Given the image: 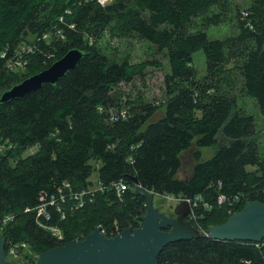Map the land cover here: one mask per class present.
<instances>
[{"label": "trees", "instance_id": "1", "mask_svg": "<svg viewBox=\"0 0 264 264\" xmlns=\"http://www.w3.org/2000/svg\"><path fill=\"white\" fill-rule=\"evenodd\" d=\"M226 1L110 0L102 6L99 0H0V51L57 26L65 35L42 42L27 72L0 84V97L70 50L85 53L58 84H45L0 105V141L16 146L0 153V219L14 216L0 230L6 251L12 244H26L40 256L84 240L98 226L108 236L117 226L121 231L140 228L147 201L135 194L134 178L154 195L203 196L212 205L199 218L207 234L232 216L229 204L216 203L220 193L241 199L233 214L250 201L264 203L256 121L239 106L241 97H251L264 115V0H250L247 11L236 10L235 35L210 40L203 30L188 31L199 17L203 26L223 23ZM214 7L218 10L210 15ZM62 16L65 23L60 24ZM107 32L147 41L167 58L170 72L161 118L153 120L157 105L142 101L129 110L127 119H114L123 108L116 88L143 77L151 62L131 64L108 56L101 46ZM200 50L207 62L203 78L193 64ZM193 144L198 150L191 175L180 179L182 154ZM217 144L216 155L201 161V149ZM36 146L37 152L26 154ZM95 171L103 188L94 191L83 208L71 211L75 202L67 199L60 205L65 218L54 207H49V219L38 214L42 198L59 196L61 190L68 195L65 184L77 192L91 188ZM119 181L129 187L123 199L112 186ZM54 228L64 240L49 231ZM36 261L29 257L22 264ZM158 264H264V247L194 238L168 245Z\"/></svg>", "mask_w": 264, "mask_h": 264}, {"label": "water", "instance_id": "2", "mask_svg": "<svg viewBox=\"0 0 264 264\" xmlns=\"http://www.w3.org/2000/svg\"><path fill=\"white\" fill-rule=\"evenodd\" d=\"M84 57L83 51L70 50L46 70L5 91L0 97V105L22 99L45 84H58ZM134 184L135 194L147 201L140 228L124 229L121 234L109 238L98 226L84 240H73L42 253L35 264H158L159 255L168 245L194 238L253 243L264 240V203L261 201L248 202L226 223L213 226L208 234H204L188 220L191 211L188 202L176 205L174 217H170L154 207V193L146 191L137 178H134ZM6 243V238L0 235V264H13L7 259Z\"/></svg>", "mask_w": 264, "mask_h": 264}, {"label": "rangeland", "instance_id": "3", "mask_svg": "<svg viewBox=\"0 0 264 264\" xmlns=\"http://www.w3.org/2000/svg\"><path fill=\"white\" fill-rule=\"evenodd\" d=\"M110 1V0H109ZM113 1V0H111ZM250 4V0H227L225 10H222L224 15V22L219 25L203 26V18L199 17L194 20L193 26L188 28L190 33L203 30L207 33L210 40L224 39L227 36H232L237 33L235 28V12L247 11ZM218 8H212V12H217ZM34 36H30L29 40ZM101 46L104 52L113 59L122 61L128 60L131 64H139L142 62H151L146 69L145 75L135 79L133 82L122 83L115 90L123 110H129L142 101L147 103H153L159 107L157 114L153 120L161 118L165 112V100L166 86L165 77L170 72L169 62L164 54L159 53L157 48L147 41H142L135 38L121 39L114 36L112 33L107 32L101 41ZM153 64H157L153 65ZM193 64L198 72L199 78H203L207 73L206 56L203 50L196 52L193 55ZM239 106L248 115H252L256 121V129L258 132L260 147L259 155L264 161V115L257 102L251 97H241L239 99ZM220 145H214L211 147L202 148L201 161H207L213 158ZM38 146L28 150L27 155L37 152ZM198 150L195 144L182 154V168L178 174L180 179H188L191 175L193 166L195 164L194 154ZM248 169H253L249 167ZM93 182V188L98 186V172L95 171L90 179ZM154 207L167 214L168 216H174V209L176 204L168 200L165 196H154ZM21 257L13 260L12 257H8V260L13 264L27 263L29 257L38 260L39 255H36L32 249L27 245L22 252Z\"/></svg>", "mask_w": 264, "mask_h": 264}, {"label": "built area", "instance_id": "4", "mask_svg": "<svg viewBox=\"0 0 264 264\" xmlns=\"http://www.w3.org/2000/svg\"><path fill=\"white\" fill-rule=\"evenodd\" d=\"M109 2H110L109 0H99V3L102 6H106ZM59 23L60 24L65 23L64 16H62L59 19ZM57 27H55L53 30L44 33L41 36H36V37L34 36L33 39L29 40L28 42H23L13 47L8 46L3 50H1L0 51V84L6 82L9 76L25 74L29 69V67L35 63V60L38 57L37 54L39 52V46L42 42L50 43L54 37L64 39L65 35L63 30L62 29L57 30L58 29ZM128 116H129V112L127 110L122 109L120 113L114 115V119L125 120L128 118ZM14 148H16V146L10 141H0V153H4ZM221 185L222 184L220 183L219 188L221 187ZM112 186L116 190L119 199H123L125 192L129 189L128 185L123 181L116 182ZM65 188L68 189V195H66L63 192V190H61L59 192V196L53 195L47 201H45V198L41 199L43 203L37 208L38 214L40 216L49 219L50 218L49 207H54L57 213L61 215L62 218H65L66 214L65 211L62 209V206H60L61 204L66 203L68 199V203H70L69 201L75 202V207L72 206L71 211H73L74 209H81L85 206L88 199H91V195L94 194V191L102 189L103 185L101 182H98L97 188H93V189L89 188L88 190H84L80 192L74 191L69 183L65 184ZM165 197L168 200L173 201L176 205L184 201L188 202L191 208L190 214L188 216V220L191 222V224L193 222L198 225L199 229L192 224L197 230H199L204 234H207L202 230L201 226L199 225V218L201 212L210 210L212 208L211 203L205 201L204 197L201 195L193 198H186L183 197L182 195L179 196L167 195ZM240 201L241 199L239 198V196L232 198L223 193H220L217 197L216 203L219 206L229 204L230 207H232L230 214L233 215V210L240 203ZM28 211L29 209L26 210V212ZM13 219L14 216H7L3 219H0V230H2L9 222L13 221ZM49 231H51V233L58 240L60 241L64 240V236L62 235L60 230L54 228V229H49ZM121 232L122 231L117 226L115 230L111 231L110 236H108L107 231L102 228V233L109 238L115 237L121 234ZM254 244L257 248H262L264 247V240L260 243H254ZM25 247H27L26 244L10 245L8 250L6 251L7 259L8 257H12L13 260H16L19 257H21L22 255L21 252Z\"/></svg>", "mask_w": 264, "mask_h": 264}, {"label": "flooded vegetation", "instance_id": "5", "mask_svg": "<svg viewBox=\"0 0 264 264\" xmlns=\"http://www.w3.org/2000/svg\"><path fill=\"white\" fill-rule=\"evenodd\" d=\"M171 217V216H170ZM172 217H174V216H172Z\"/></svg>", "mask_w": 264, "mask_h": 264}]
</instances>
